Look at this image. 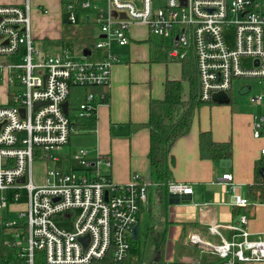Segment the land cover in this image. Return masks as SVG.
<instances>
[{"label":"built area","instance_id":"built-area-1","mask_svg":"<svg viewBox=\"0 0 264 264\" xmlns=\"http://www.w3.org/2000/svg\"><path fill=\"white\" fill-rule=\"evenodd\" d=\"M158 4L154 0H63L71 25H78L82 11L93 12L101 38L84 53L103 51L96 61L46 52L33 36L31 0L0 5V57L20 59L0 64V211L9 214L13 203L27 199L18 220L7 215L3 228L10 238L3 245L14 253L0 257V264H128L131 260L132 230L149 201L140 176L126 185L115 184L101 174L103 165L111 167L110 159L89 161L87 152L80 150L73 156L79 168L66 172L46 167L37 185L34 164L56 161L51 153L69 145L72 115L78 119L97 115L104 96L93 92L77 107L69 106L68 115L63 104L70 102L74 88L109 86L119 62L112 48L130 44L134 25L169 41L167 61L193 60L199 99L204 103L231 93L235 80L258 79L264 87V5L258 0H160ZM229 32L232 46L226 40ZM246 60L251 68L244 67ZM250 102L263 106L264 95ZM253 135L264 136V116H255ZM261 161L264 165V150ZM222 181L236 206L253 204L238 194L232 174H224ZM168 192L188 196L193 189L171 180ZM77 211L81 213L76 233L61 232L55 220L69 221ZM248 222L242 216L237 225H211L210 232L221 237L220 244L206 243L196 235L190 242L225 264H264V234L252 240ZM222 228L233 232L231 240L222 236ZM38 254L43 256L40 262Z\"/></svg>","mask_w":264,"mask_h":264},{"label":"crops","instance_id":"crops-1","mask_svg":"<svg viewBox=\"0 0 264 264\" xmlns=\"http://www.w3.org/2000/svg\"><path fill=\"white\" fill-rule=\"evenodd\" d=\"M23 2L24 0H0V5H18ZM62 3L63 0L61 10L48 17L46 15L50 13H40L43 16L39 18L34 15L36 11L32 10L34 20L40 19L43 24L42 28L37 23L32 24L33 36L46 52L48 50L43 40L53 36L45 27L60 25L64 21L71 25L65 18ZM44 6L42 3L38 5L41 11ZM88 17L93 19L85 20ZM80 22L91 31L90 26L96 25L93 12L82 11ZM85 28L62 27V36L66 35L62 39L71 41L74 56L67 50L64 52L80 60H99L104 54L103 51H91L89 54L84 52L91 49L101 38L100 29L90 34ZM130 36V44L125 47L115 44L112 48L119 57V62L112 69L109 86L103 91L93 90L98 96H106L104 93L109 95L108 101H103L97 109L96 131L75 133L69 145L58 151L64 152L66 149L62 156L67 155L74 162L76 161L73 156L80 150L87 152L89 161H96L101 157L110 159L111 167L103 165L101 174L118 185L130 183L136 175L148 184L152 181L149 162L151 129L147 126L150 102L164 99L166 81L180 80L183 74L182 63L169 62L166 51L154 49L156 44H153L152 35L146 27L134 25ZM196 87L199 95L197 77ZM91 89L74 88L69 106L77 107ZM229 94V99L216 95L211 103L200 107L195 113L189 133L173 144L171 180L190 185L193 194L174 195L168 189L159 191L157 185H150L149 201L142 208L137 224L138 240L133 239V244L139 243V249L134 253L132 251V261L140 260L143 264L149 238L153 236V247L156 250L154 264H225L219 257L192 244L190 237L196 235L206 243L220 244L221 237L212 234L210 226L215 223L224 226L237 225L242 216L249 219L247 228L252 240L264 234V202L253 200L250 196V189L257 178V163L261 161L264 150V136L255 138L253 135L255 116L258 115L256 109L263 107L255 106L251 102L254 107L237 104L233 90ZM189 97L190 86L184 82V99ZM260 115L262 116L261 113ZM203 132H210L216 143H232V157L203 158L200 152V135ZM54 159L56 161L53 162L62 161L60 157ZM49 165L51 162L46 167ZM70 168L79 167H73L70 162L67 168L61 170L68 172ZM227 173L234 176L239 185L238 194L249 199L253 203L251 206L235 205L233 193L222 181L223 175ZM12 205L7 214L10 218L12 213L26 208V204L22 208ZM221 234L227 240L234 236L228 228H222ZM9 238L10 235L6 233L4 240ZM188 253L191 256H187Z\"/></svg>","mask_w":264,"mask_h":264},{"label":"trees","instance_id":"trees-1","mask_svg":"<svg viewBox=\"0 0 264 264\" xmlns=\"http://www.w3.org/2000/svg\"><path fill=\"white\" fill-rule=\"evenodd\" d=\"M63 4V3H62ZM183 74L180 80H167L165 83V97L162 100H152L150 102V119L147 126L151 129L149 162L152 181L146 183L148 192L150 185L155 184L159 191L168 189V184L172 178V165L174 159L171 155L173 144L181 137L189 133L196 111L205 104L199 99L196 87V67L191 58L182 62ZM184 82L190 86V97L184 99ZM105 87L89 88L88 92L96 89L105 90ZM94 90V91H93ZM104 93V92H103ZM97 95V93H95ZM104 96L103 101H108L109 95ZM211 103V102H210ZM97 127V115H92L87 119H78L71 116V137L77 133L95 132ZM200 152L203 158L208 159H230L233 155L232 143H216L213 141L210 132H203L200 135ZM264 170L263 161L257 163V178L250 189V196L253 200L264 202ZM5 231V229L3 228ZM4 237H0V257L7 253L13 255L14 251H9L3 245ZM128 264H141V261H132ZM169 264H186L174 262ZM236 264H242L240 262Z\"/></svg>","mask_w":264,"mask_h":264},{"label":"rangeland","instance_id":"rangeland-1","mask_svg":"<svg viewBox=\"0 0 264 264\" xmlns=\"http://www.w3.org/2000/svg\"><path fill=\"white\" fill-rule=\"evenodd\" d=\"M19 1V0H17ZM158 1L160 0H154V4L155 6H159L160 4H158ZM261 4L264 5V0H258ZM42 3L43 5H45L44 7H42L43 9H46L49 11L50 14L46 15L51 16L54 15V13L58 10H61V0H32V5H33V12L34 10L36 12H34V15H37L39 18H41V16H43L40 13H43L40 10V7H38V5ZM36 7V8H35ZM41 11V12H40ZM32 12V15H33ZM87 13H91L90 11H87ZM34 15L32 18V24L34 25V23L37 25H39L40 28H42L41 24V20L37 19V21L34 20ZM63 26H73V28L75 27H87L86 25L83 24V22H80L78 25H68L65 23L59 24H53L50 25L49 27H45V29H47L48 31H50L51 35L53 37H50L48 40L45 39L43 40V42L46 44L47 46V50L48 53H63L65 50L71 52V54L74 56L73 53V47H72V43L71 41L62 39V38H66L65 36H62V27ZM92 27V29H90L91 31H89V28H85L90 34H93L94 31L99 30L100 28L97 25H93L90 26ZM152 42L153 44H156L154 46V49H162L163 51H166L168 45H169V41L168 40H162L161 38H158L156 36H152ZM226 40L227 42L232 46L233 44V35L231 34V32H229L226 35ZM20 61V59L17 58H10V57H0V64L2 63H6V64H11V63H18ZM244 63V67L247 68H251V61L250 60H246L243 61ZM233 93H234V101L237 104L240 105H246V106H251L254 107L253 105L250 104V99L253 97H258L261 95H264V87L260 84L258 79H247V80H235L234 82V87H233ZM229 93H221L218 94V96H220L221 98H230ZM216 96V95H215ZM263 108L261 109H256V112L258 113V115H260V113L262 114V116H264V105L262 106ZM261 116V115H260ZM75 135V134H74ZM64 152H66V149L64 150ZM64 152H58V151H53L51 153V159L60 157V159H62V161L60 162H53L51 160V165H49V167L56 166L59 169H63V168H67L70 164V162L72 163L73 167H77V163L74 162L73 160L70 161L69 157L67 155L62 156V154H65ZM47 164L45 163V161H36L34 164V181L37 185L42 183L43 180V172L44 169H46ZM25 204H27V199L25 198H20V200L18 202H16L15 204L12 205V207H17V208H22L25 206ZM15 210V209H14ZM80 213L79 211L74 212L72 219L69 221H65L62 222L61 218H57L55 220L56 222V226L58 227V229L63 232V233H70V234H75L76 230H77V223L79 221L80 218ZM7 211H0V237L3 238L4 235L6 234V232L3 230V225L6 222V218H7ZM11 220H18V213H12L11 214ZM154 243H153V236H151L149 238V242L147 244V255L145 257V259L143 260V264H154V260H155V254H156V250L153 247ZM143 247H144V241H143ZM139 249V243L135 242L133 244V248L132 251L137 252V250ZM144 252V250L142 249V253ZM187 256H191L190 253L187 254ZM43 260V256L41 254L37 255V261L40 262Z\"/></svg>","mask_w":264,"mask_h":264},{"label":"water","instance_id":"water-1","mask_svg":"<svg viewBox=\"0 0 264 264\" xmlns=\"http://www.w3.org/2000/svg\"><path fill=\"white\" fill-rule=\"evenodd\" d=\"M257 64V63H256ZM68 107H69V102H65L64 104H63V110H64V113L66 114V115H68L69 113H68ZM22 114H24V111H22ZM260 174L262 175V174H264V170H260ZM22 182H24V179L22 180ZM139 231V227L136 225L134 228H133V230H132V234H133V237H134V239L135 240H138V232ZM89 239V238H88ZM87 239V240H88Z\"/></svg>","mask_w":264,"mask_h":264}]
</instances>
